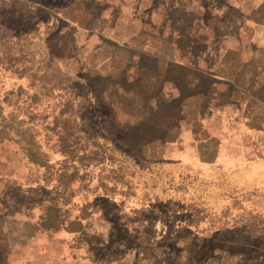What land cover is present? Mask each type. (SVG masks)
Wrapping results in <instances>:
<instances>
[{
	"label": "rangeland",
	"instance_id": "1",
	"mask_svg": "<svg viewBox=\"0 0 264 264\" xmlns=\"http://www.w3.org/2000/svg\"><path fill=\"white\" fill-rule=\"evenodd\" d=\"M106 1L0 0V261L84 264L112 224L124 249L143 229L149 258L163 229L167 264H264V102L243 124L203 77L144 85L95 53Z\"/></svg>",
	"mask_w": 264,
	"mask_h": 264
},
{
	"label": "crops",
	"instance_id": "2",
	"mask_svg": "<svg viewBox=\"0 0 264 264\" xmlns=\"http://www.w3.org/2000/svg\"><path fill=\"white\" fill-rule=\"evenodd\" d=\"M115 3L116 0L106 1L121 18L115 17L113 24L107 25L103 32L95 30V35L106 30L109 35L104 36L107 40L101 47H95L96 54L103 52L102 46L106 45L108 59H118L120 54L126 62H133L125 72L135 70L144 85L167 84L161 92L174 90L180 93L179 86L185 79L187 91L196 92L195 78L203 77L214 89L224 87L226 93H231L238 122L249 123L250 118L244 113L246 102L250 100L252 105L264 102V0H123L122 4ZM121 24L128 28L127 33L119 32ZM123 44H128L124 50L115 48ZM228 58L234 59L235 67L226 63ZM169 77L171 81H164ZM169 85H172L171 89ZM261 124L264 125V120ZM107 228L108 233L106 231L95 239V257L92 252L93 259L84 264H149L148 260H151L150 264H167L157 246L158 240L162 239L160 235L164 237L163 229L153 231L149 251L155 256L149 258L143 229L138 236L139 247L124 249L121 244L116 246L110 237L113 225L109 224ZM122 250L128 255L122 256ZM117 251L120 252L118 257ZM31 263L41 264L36 260ZM0 264H3L2 260Z\"/></svg>",
	"mask_w": 264,
	"mask_h": 264
}]
</instances>
